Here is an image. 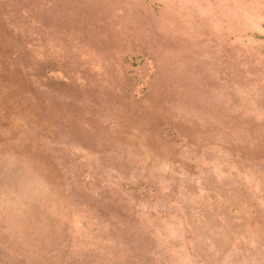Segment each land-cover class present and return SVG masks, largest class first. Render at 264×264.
Instances as JSON below:
<instances>
[{"label": "rangeland", "instance_id": "1", "mask_svg": "<svg viewBox=\"0 0 264 264\" xmlns=\"http://www.w3.org/2000/svg\"><path fill=\"white\" fill-rule=\"evenodd\" d=\"M0 264H264V0H0Z\"/></svg>", "mask_w": 264, "mask_h": 264}]
</instances>
